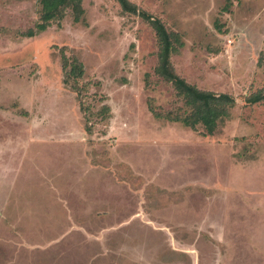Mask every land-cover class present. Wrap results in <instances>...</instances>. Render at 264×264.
<instances>
[{
  "label": "rangeland",
  "instance_id": "374dc122",
  "mask_svg": "<svg viewBox=\"0 0 264 264\" xmlns=\"http://www.w3.org/2000/svg\"><path fill=\"white\" fill-rule=\"evenodd\" d=\"M128 1L230 118L212 135L164 118L190 110L116 0L33 38L41 0H0V264H264V0Z\"/></svg>",
  "mask_w": 264,
  "mask_h": 264
},
{
  "label": "trees",
  "instance_id": "16d2710c",
  "mask_svg": "<svg viewBox=\"0 0 264 264\" xmlns=\"http://www.w3.org/2000/svg\"><path fill=\"white\" fill-rule=\"evenodd\" d=\"M125 13L138 14L142 19L148 21L153 27L159 44L157 54L158 66L156 74L163 80L170 83L177 93V96L184 101V105L189 108L190 113L184 117L174 116L167 113L164 118L171 122H180L186 128L196 130L201 126L204 135H212L220 124L230 118V109L235 105L233 97L227 94H215L207 91H200L187 85L173 71L170 64V56L176 51V46H180L177 35L168 33L158 19L140 11L128 0H116ZM82 0H41V15L34 30H28L23 36L33 38L44 32L53 22H60L64 19L66 12L71 11L74 23H79L83 17ZM62 71L65 73L68 61L62 54ZM68 76L80 79L83 75L82 65L73 60ZM259 99L255 98L253 102ZM160 118V115H156Z\"/></svg>",
  "mask_w": 264,
  "mask_h": 264
}]
</instances>
